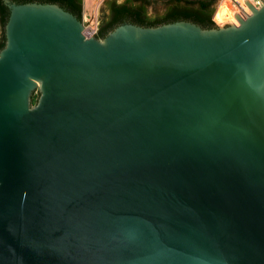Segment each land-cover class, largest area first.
<instances>
[{
  "label": "water",
  "instance_id": "obj_1",
  "mask_svg": "<svg viewBox=\"0 0 264 264\" xmlns=\"http://www.w3.org/2000/svg\"><path fill=\"white\" fill-rule=\"evenodd\" d=\"M2 1L0 264H264V3L97 38Z\"/></svg>",
  "mask_w": 264,
  "mask_h": 264
},
{
  "label": "trees",
  "instance_id": "obj_2",
  "mask_svg": "<svg viewBox=\"0 0 264 264\" xmlns=\"http://www.w3.org/2000/svg\"><path fill=\"white\" fill-rule=\"evenodd\" d=\"M16 3L25 2H40V3H56L63 9L76 15L81 20L82 12V0H11ZM137 0H122L118 2L116 0H105L107 13H104L106 20L100 23L97 38H103L109 31L113 30L116 26L123 23H133L141 26H156L163 23L175 22L178 20L191 21L200 25L203 28H211L216 24L211 20L212 13H209L207 18H203L199 15L200 9H206L207 2L205 0H165L166 3H171L166 11L156 17H150L146 14L145 5L148 0H138L141 4H133ZM194 3L198 6L195 7ZM103 11V10H102ZM9 10L0 0V28H1V40L0 49L4 46V25L8 19Z\"/></svg>",
  "mask_w": 264,
  "mask_h": 264
},
{
  "label": "built area",
  "instance_id": "obj_3",
  "mask_svg": "<svg viewBox=\"0 0 264 264\" xmlns=\"http://www.w3.org/2000/svg\"><path fill=\"white\" fill-rule=\"evenodd\" d=\"M88 1L87 5L86 2ZM105 0H83L81 18L83 21L82 33L85 37L96 36L99 28V8ZM234 20L238 25L236 15L245 18L251 14V10L247 7L243 0H228ZM255 8H259L264 3V0H247ZM211 20L218 24L211 15Z\"/></svg>",
  "mask_w": 264,
  "mask_h": 264
},
{
  "label": "rangeland",
  "instance_id": "obj_4",
  "mask_svg": "<svg viewBox=\"0 0 264 264\" xmlns=\"http://www.w3.org/2000/svg\"><path fill=\"white\" fill-rule=\"evenodd\" d=\"M118 2H121L122 0H116ZM191 1H197V0H191ZM207 2V7L206 9L209 11V13L213 14V18L216 17L217 14V10L216 8H218V4L221 3L220 0H205ZM220 2V3H219ZM141 1H135V4H141ZM82 5H83V0H82ZM171 3H166L165 0H148V3L145 5V11L146 14L150 17H156V16H160L162 15L166 9L171 6ZM194 6L197 7L198 4L194 3ZM103 10V11H102ZM107 13V9H106V4L105 1L101 4L100 8H99V25L101 22H103L104 20H106V17H104V13ZM82 21V18H81ZM83 23V21H82ZM216 24V23H215ZM223 24V23H222ZM215 27V26H214ZM0 40H1V28H0ZM39 95V91H38V85L36 86V88L33 90L32 94H31V103L34 104L37 97Z\"/></svg>",
  "mask_w": 264,
  "mask_h": 264
},
{
  "label": "bare ground",
  "instance_id": "obj_5",
  "mask_svg": "<svg viewBox=\"0 0 264 264\" xmlns=\"http://www.w3.org/2000/svg\"><path fill=\"white\" fill-rule=\"evenodd\" d=\"M221 3L218 4V8H216L217 10V14L216 17L214 18V20L219 24L222 25L225 23H233L236 24V20H234L233 15H232V11L230 8V3L228 0H220ZM88 1L86 2L87 5ZM223 10V17H221V12ZM220 17L219 19L217 17Z\"/></svg>",
  "mask_w": 264,
  "mask_h": 264
},
{
  "label": "flooded vegetation",
  "instance_id": "obj_6",
  "mask_svg": "<svg viewBox=\"0 0 264 264\" xmlns=\"http://www.w3.org/2000/svg\"><path fill=\"white\" fill-rule=\"evenodd\" d=\"M199 15L203 18H207L209 16V11L207 9H200L199 10Z\"/></svg>",
  "mask_w": 264,
  "mask_h": 264
},
{
  "label": "clouds",
  "instance_id": "obj_7",
  "mask_svg": "<svg viewBox=\"0 0 264 264\" xmlns=\"http://www.w3.org/2000/svg\"><path fill=\"white\" fill-rule=\"evenodd\" d=\"M221 17H223V10H222V12H221Z\"/></svg>",
  "mask_w": 264,
  "mask_h": 264
},
{
  "label": "snow or ice",
  "instance_id": "obj_8",
  "mask_svg": "<svg viewBox=\"0 0 264 264\" xmlns=\"http://www.w3.org/2000/svg\"><path fill=\"white\" fill-rule=\"evenodd\" d=\"M217 18L219 19L220 17L218 16Z\"/></svg>",
  "mask_w": 264,
  "mask_h": 264
}]
</instances>
